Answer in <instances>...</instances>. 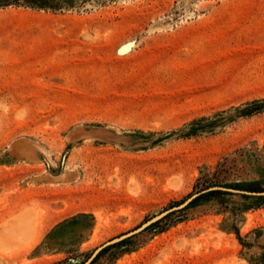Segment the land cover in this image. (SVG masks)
I'll use <instances>...</instances> for the list:
<instances>
[{"label": "rangeland", "instance_id": "374dc122", "mask_svg": "<svg viewBox=\"0 0 264 264\" xmlns=\"http://www.w3.org/2000/svg\"><path fill=\"white\" fill-rule=\"evenodd\" d=\"M34 3L0 6V225L29 240L0 264H83L202 190L264 191V0ZM213 191L90 264H255L264 197Z\"/></svg>", "mask_w": 264, "mask_h": 264}, {"label": "water", "instance_id": "95a60500", "mask_svg": "<svg viewBox=\"0 0 264 264\" xmlns=\"http://www.w3.org/2000/svg\"><path fill=\"white\" fill-rule=\"evenodd\" d=\"M213 190H221V191H225V192H229V193H234V194H242V195H246V196H254V197H264V191H260V192H254V191H248V190H241V189H235V188H226V187H219V186H214V187H210L209 189L206 190H202L196 194L191 195L189 198H187L184 202H182L180 205L170 208L168 210H166L165 212H162L161 214L151 218L150 220H148L147 222L143 223L141 226H139L137 229L127 232L125 234H122L116 238H113L105 243H103L101 246H99L98 248L95 249V251L91 254V256L83 263V264H90L91 261L96 257V255L105 247L113 245L115 243H118L126 238H129L135 234L140 233L141 231H143L146 227H148L151 223L155 222L156 220H158L159 218H161L162 216L176 211V210H180L184 207H186L193 199H195L196 197H198L200 194L208 192V191H213Z\"/></svg>", "mask_w": 264, "mask_h": 264}, {"label": "bare ground", "instance_id": "6f19581e", "mask_svg": "<svg viewBox=\"0 0 264 264\" xmlns=\"http://www.w3.org/2000/svg\"><path fill=\"white\" fill-rule=\"evenodd\" d=\"M21 218L22 216H15L0 225V235L5 229L12 233L10 237H4L1 239L0 248L10 250L14 247H21L26 241H29L27 238L25 239V235H19L20 230L18 229V226H16V223L19 222Z\"/></svg>", "mask_w": 264, "mask_h": 264}, {"label": "trees", "instance_id": "16d2710c", "mask_svg": "<svg viewBox=\"0 0 264 264\" xmlns=\"http://www.w3.org/2000/svg\"><path fill=\"white\" fill-rule=\"evenodd\" d=\"M18 1L19 0H0V6H5V5H8V4H11V3H16ZM23 2L28 4V5H31V6L35 5L34 0H23ZM218 193H220V191H210V192L201 194L198 197H196L195 199H193L186 207L192 206L193 204L198 202L203 197L211 196V195L218 194ZM234 232H235V234L237 236V239H238L239 243L242 246L251 247V244L246 243L244 240H242V238H240L237 229H234ZM110 248H111L110 246L103 248L95 258H98L102 253L106 252ZM259 249H260L259 254L256 257H254V263L255 264H264V244L262 246H260Z\"/></svg>", "mask_w": 264, "mask_h": 264}]
</instances>
